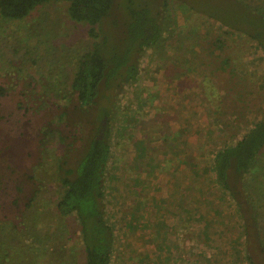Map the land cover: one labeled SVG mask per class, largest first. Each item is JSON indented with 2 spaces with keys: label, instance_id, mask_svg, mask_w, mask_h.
Wrapping results in <instances>:
<instances>
[{
  "label": "rangeland",
  "instance_id": "rangeland-1",
  "mask_svg": "<svg viewBox=\"0 0 264 264\" xmlns=\"http://www.w3.org/2000/svg\"><path fill=\"white\" fill-rule=\"evenodd\" d=\"M217 1L226 2L216 8L218 14L238 5ZM245 1L264 14V0ZM185 3L170 0L163 39L142 53L138 79L113 93L106 176L107 217L116 233L112 263L264 264V147L246 180L238 183V199L219 183L214 167L216 152L236 143L264 116V48ZM88 29L70 17L66 0L40 5L23 19L0 15V85L6 87L0 98V264H85L79 220L75 214L61 215L57 202L64 189L60 161L74 164L93 131L88 118L78 121L74 99L65 98L79 56L95 41ZM177 52L200 55L198 62L211 70L199 76L209 86L206 99L199 88L170 82L165 64ZM240 96L249 105L238 112ZM182 99L200 101L203 112L200 120L189 115L182 121L208 127L194 146L201 156L189 159L196 153L190 147L187 157L181 154L186 166L180 172L187 181L192 178L188 188L195 179V200H186L177 214L153 215L147 213L148 184L142 180L162 166L144 151L163 147L172 153H166L171 164L180 155L179 144L187 136L170 123L178 120ZM211 128L215 133L208 134ZM138 155L136 166L132 160ZM161 170L166 178L175 171ZM253 215L257 226L248 233L245 216ZM174 222L177 230H169Z\"/></svg>",
  "mask_w": 264,
  "mask_h": 264
},
{
  "label": "trees",
  "instance_id": "trees-1",
  "mask_svg": "<svg viewBox=\"0 0 264 264\" xmlns=\"http://www.w3.org/2000/svg\"><path fill=\"white\" fill-rule=\"evenodd\" d=\"M52 1L55 0H0V15L10 19H23L38 6ZM66 1L70 17L88 24V32L95 41L89 50L79 56L65 98L74 99V111L80 115L78 121L84 122L88 118L93 131L88 134L83 151L74 164L67 166L64 164L65 160L59 163V178L64 189L57 202V209L63 216H77L85 264H113L116 233L108 220L106 209V176L112 152V126L115 117L113 93H118L126 84L138 79L142 53L152 46L156 47L163 39L170 0ZM181 1L197 12L201 10L220 18L232 29L239 31L241 36H247L248 41L255 40L264 48V14L245 0H235L237 7L231 11L222 8V14H218L216 8L224 7L222 4L226 2ZM177 54L165 64L170 82L177 79L180 88H199L206 99L209 86L206 82L201 84L199 76L203 74L207 77L211 70L198 62L200 55L187 57L179 52ZM5 93L6 87L0 85V98ZM248 103V98L240 96L236 101L235 111L244 110ZM66 115L67 112L64 111L63 117ZM240 116L241 114L237 118L244 121V116ZM60 137L65 139L62 134ZM263 147L264 116L236 143L216 152L214 167L218 181L235 198L238 199V183L246 180L247 174L251 173ZM238 204L240 210L245 212L241 200ZM245 220L250 233L257 226L256 216L253 215L251 219L245 216ZM249 258L251 259V255Z\"/></svg>",
  "mask_w": 264,
  "mask_h": 264
},
{
  "label": "crops",
  "instance_id": "crops-1",
  "mask_svg": "<svg viewBox=\"0 0 264 264\" xmlns=\"http://www.w3.org/2000/svg\"><path fill=\"white\" fill-rule=\"evenodd\" d=\"M179 105L177 106V112L175 116H178L177 119L178 120H174V122L170 123L171 124V128H173L176 133H181V131L184 132V135L187 136L185 138H183L182 142L179 144V149L180 147L182 149L180 152V155L177 156H172L175 159L173 160L172 164L171 162L167 159L168 156L167 154H172L170 153V151H167V149L161 147L158 148L156 146H154V148H151L150 150L146 149L144 151L145 156L144 157H148L149 155L157 158V160L159 161L158 166H162V168H174L175 171L173 172V175L170 177H167L163 175V173L161 171L162 168L160 169H156L153 168L151 170V172L147 175V176H143L145 178V180H142L143 182L145 181L147 185V194H149V201L147 202V213H149V210L151 211V214H161V215H170V214H177L180 211H182V204L183 207L185 205V203H187L186 200H189L190 197H193V199L195 200V179L193 181V186H191V188H188L187 185L188 183H191L192 178L189 179L188 181L186 180V178L183 175L182 172H180V167H184L186 166L185 164V160L183 158V155L186 156L187 152H189L188 147L190 148H194L195 143L201 142V135L202 132L206 130V127L204 130H202L201 128H198V125H194L190 127V122H186V121H182L183 118H186L187 116H196L195 118L200 120V117L203 116V112L200 106V101L196 100H192V99H182L181 101L178 102ZM187 108H189V111H187ZM174 118V117H172ZM182 118V119H181ZM206 118V117H205ZM180 119V120H179ZM170 121H172L170 119ZM207 120H205L206 122ZM204 122V123H205ZM185 123H188V127L185 126ZM193 128V129H191ZM183 129V130H182ZM210 131L214 132V129L211 128L210 130H207L206 132H208V134H210ZM183 136V134H182ZM195 149V148H194ZM179 152V151H178ZM194 155H192V157L190 156L189 159L195 160V156L196 157H200V151L195 149ZM165 153V154H163ZM140 154V153H139ZM183 154V155H181ZM142 156V154H141ZM140 156V158H141ZM139 157V155L135 158L134 160H132L133 162H136L135 159H137ZM171 157V158H172ZM187 157V156H186ZM132 163V162H130ZM194 164V163H193ZM137 166V162L135 164ZM195 166V165H193ZM190 178V177H189ZM199 181V180H198ZM200 182V181H199ZM167 183L170 184V186H162V184ZM173 183H176V185H174ZM198 183V182H197ZM181 184V185H180ZM173 185V186H172ZM169 187V188H168ZM198 191H197V198L201 199V189H200V185L197 186ZM188 193V196H187ZM167 207V209H166ZM186 207V206H185ZM168 218V217H167ZM166 217L162 218V221H167L168 219ZM165 222V223H167ZM156 223V221H155ZM162 223V222H161ZM163 224V223H162ZM165 225V224H164ZM178 227V223L174 222V224H170L169 225V230H177L176 228ZM165 228V226L163 227Z\"/></svg>",
  "mask_w": 264,
  "mask_h": 264
}]
</instances>
